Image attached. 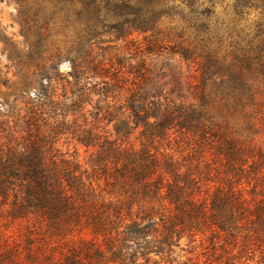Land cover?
<instances>
[{
  "label": "trees",
  "instance_id": "1",
  "mask_svg": "<svg viewBox=\"0 0 264 264\" xmlns=\"http://www.w3.org/2000/svg\"><path fill=\"white\" fill-rule=\"evenodd\" d=\"M50 2L86 36L40 43L1 114L0 219L21 227L0 264H264V0H234L252 34L212 22L215 0ZM108 14L116 39L143 36L134 55L91 43Z\"/></svg>",
  "mask_w": 264,
  "mask_h": 264
},
{
  "label": "rangeland",
  "instance_id": "2",
  "mask_svg": "<svg viewBox=\"0 0 264 264\" xmlns=\"http://www.w3.org/2000/svg\"><path fill=\"white\" fill-rule=\"evenodd\" d=\"M233 4L234 0H215L211 21L216 20L219 27L234 26L237 32L243 30L254 33L257 11L249 10L247 14L238 18L234 14ZM75 7L76 10L80 8L79 5ZM110 15L105 17L103 24L98 28L100 32L98 37L92 36L91 43L95 45L97 51L105 49L119 52L124 58L134 55V46L136 42L143 41V36L133 33L124 39H116L112 30L116 20ZM178 23V17L175 16L173 19H164L161 26L165 29ZM84 24V21L78 20L74 13H70L66 18L63 12L55 11L50 0H0V120H3L1 114L13 105L14 99L17 98L24 78L33 81L37 78L33 64L40 43L47 50L54 49V46H59L62 51L69 48L68 55H73L74 50L71 48L75 49L78 41L85 40ZM161 59H164V55L156 62L159 63ZM69 66L68 60L61 61L59 72L65 73ZM182 70L184 72L186 70L185 63H182ZM260 115L255 116L256 124L259 126L257 138L264 141V129L261 128L264 118L262 120ZM60 144L63 151L77 158L82 165L88 166L87 160L91 150L87 151L72 139L62 138ZM6 222L0 219V238L3 237L2 233L17 232L21 227L17 223ZM182 243H185V239H182Z\"/></svg>",
  "mask_w": 264,
  "mask_h": 264
}]
</instances>
